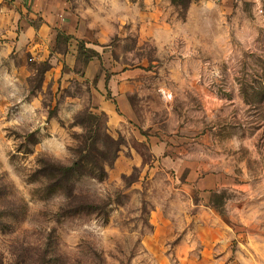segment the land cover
I'll use <instances>...</instances> for the list:
<instances>
[{"label": "rangeland", "instance_id": "374dc122", "mask_svg": "<svg viewBox=\"0 0 264 264\" xmlns=\"http://www.w3.org/2000/svg\"><path fill=\"white\" fill-rule=\"evenodd\" d=\"M73 6L83 37L39 61L6 39L0 3V264H264V5ZM92 61L112 103L109 81L127 77L137 121L115 128L97 110ZM88 114L106 178H77L61 216L65 197L34 173L41 158L74 162Z\"/></svg>", "mask_w": 264, "mask_h": 264}, {"label": "crops", "instance_id": "0c3cea01", "mask_svg": "<svg viewBox=\"0 0 264 264\" xmlns=\"http://www.w3.org/2000/svg\"><path fill=\"white\" fill-rule=\"evenodd\" d=\"M73 1L0 0L4 6L5 29L8 31L6 39L10 41L15 39L18 47L28 45L29 50L33 51L39 61L48 60L51 50L58 44L60 34L70 39L71 43L83 37L78 17L80 12L74 8ZM252 1L264 5V0ZM18 29H20L19 34L14 31ZM99 67V64L92 61L86 70V78L98 79L100 92H98L97 110L108 115L110 124L115 128L124 126L123 124L128 121H137V109L130 100L132 93L128 91L124 81L127 77L121 73L109 81L108 88L111 90V96L114 97V103H112L107 100L106 72L101 73ZM162 137L166 141V133H162ZM183 142L188 140L184 139ZM159 148L162 151L165 146H158L157 149Z\"/></svg>", "mask_w": 264, "mask_h": 264}, {"label": "trees", "instance_id": "16d2710c", "mask_svg": "<svg viewBox=\"0 0 264 264\" xmlns=\"http://www.w3.org/2000/svg\"><path fill=\"white\" fill-rule=\"evenodd\" d=\"M62 35H59V39ZM90 59L87 60L89 62ZM99 117L93 114L87 115L86 122L89 123L88 133L83 136L78 148L75 151L76 159L71 165L64 166L54 162L51 159L41 158V167L34 173L36 178L47 182L50 189L59 190L61 195L66 199V205L61 208L59 215L64 216L71 212L73 208L72 200L75 199V182L79 177H90L100 181L106 178L104 163L107 162V154L100 151L97 145H101L98 138L94 139L93 128L94 122L97 123L95 136L100 135L101 127L98 125ZM105 131V130H104ZM109 143L114 147L113 156H117L119 144L111 137L107 136ZM76 207V206H75ZM91 207L88 204L77 206V210H85ZM64 214V215H63Z\"/></svg>", "mask_w": 264, "mask_h": 264}]
</instances>
